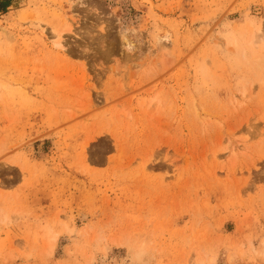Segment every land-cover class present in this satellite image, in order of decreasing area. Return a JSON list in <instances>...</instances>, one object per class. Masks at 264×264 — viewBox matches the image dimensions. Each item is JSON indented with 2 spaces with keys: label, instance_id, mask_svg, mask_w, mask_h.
<instances>
[{
  "label": "rangeland",
  "instance_id": "rangeland-1",
  "mask_svg": "<svg viewBox=\"0 0 264 264\" xmlns=\"http://www.w3.org/2000/svg\"><path fill=\"white\" fill-rule=\"evenodd\" d=\"M258 36L264 0H11L0 264H264Z\"/></svg>",
  "mask_w": 264,
  "mask_h": 264
},
{
  "label": "bare ground",
  "instance_id": "bare-ground-1",
  "mask_svg": "<svg viewBox=\"0 0 264 264\" xmlns=\"http://www.w3.org/2000/svg\"><path fill=\"white\" fill-rule=\"evenodd\" d=\"M59 37H60V36H59ZM60 38H61V37H60ZM157 38H159V41H161V40L164 39V38L167 39L168 36H166V35H164L163 37H162V36H158ZM257 41L264 42V37H263V36H258ZM164 43H165V42H164ZM254 43H255V41H254ZM56 44H57V46L60 47V48L63 47V45H62V43H61V40H59ZM161 45H162V48H166L164 44H161ZM262 57H263V60H264V54H263ZM244 99H245V97L243 96V97H242V100H244ZM233 148H234V147H233ZM237 150H238V149H233L232 152H235V151L237 152ZM236 152H235V153H236ZM235 153H234V154H235ZM214 156H215V159L218 158L217 155H214Z\"/></svg>",
  "mask_w": 264,
  "mask_h": 264
},
{
  "label": "trees",
  "instance_id": "trees-1",
  "mask_svg": "<svg viewBox=\"0 0 264 264\" xmlns=\"http://www.w3.org/2000/svg\"><path fill=\"white\" fill-rule=\"evenodd\" d=\"M10 4L11 0H0V12L6 11Z\"/></svg>",
  "mask_w": 264,
  "mask_h": 264
}]
</instances>
